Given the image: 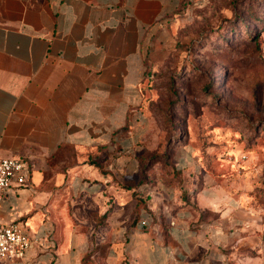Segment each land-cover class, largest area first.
<instances>
[{
  "label": "crops",
  "instance_id": "crops-1",
  "mask_svg": "<svg viewBox=\"0 0 264 264\" xmlns=\"http://www.w3.org/2000/svg\"><path fill=\"white\" fill-rule=\"evenodd\" d=\"M143 36L135 1L0 0V159L31 165L0 199V222L32 237L23 259L0 264L262 260L250 251H263L264 216L218 179L145 182Z\"/></svg>",
  "mask_w": 264,
  "mask_h": 264
},
{
  "label": "rangeland",
  "instance_id": "rangeland-1",
  "mask_svg": "<svg viewBox=\"0 0 264 264\" xmlns=\"http://www.w3.org/2000/svg\"><path fill=\"white\" fill-rule=\"evenodd\" d=\"M133 1L145 182L182 189L207 175L264 216V0ZM250 252L264 264V248Z\"/></svg>",
  "mask_w": 264,
  "mask_h": 264
},
{
  "label": "built area",
  "instance_id": "built-area-1",
  "mask_svg": "<svg viewBox=\"0 0 264 264\" xmlns=\"http://www.w3.org/2000/svg\"><path fill=\"white\" fill-rule=\"evenodd\" d=\"M30 171L31 165L24 158L9 156L0 159V199L9 188L27 185ZM31 243L32 237L19 221L8 224L0 222L1 261L23 259Z\"/></svg>",
  "mask_w": 264,
  "mask_h": 264
}]
</instances>
